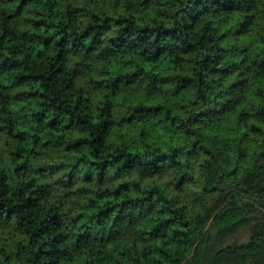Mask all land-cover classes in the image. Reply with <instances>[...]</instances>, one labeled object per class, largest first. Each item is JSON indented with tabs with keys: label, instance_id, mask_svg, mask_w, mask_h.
<instances>
[{
	"label": "trees",
	"instance_id": "16d2710c",
	"mask_svg": "<svg viewBox=\"0 0 264 264\" xmlns=\"http://www.w3.org/2000/svg\"><path fill=\"white\" fill-rule=\"evenodd\" d=\"M248 2L164 0L162 4L160 0H123L125 11L144 13L134 21L131 17L114 20L105 14L115 13L121 0H0V256L4 264L11 259L5 249L7 240L16 234L29 239L26 247L23 241L13 240L11 247L17 249L18 264H67L63 257L71 249L63 245V240L74 235L71 229L81 216L89 223L82 222L85 231L75 235L77 243L73 248L83 247L88 243L86 236H92V240L101 239L103 249L111 215L127 219L132 225L118 223L120 236L114 238H133V249L125 248L114 264H162L156 259H140L143 253L135 249L134 242L138 237L137 224L152 229L148 239L154 241L170 231L167 224L171 221L165 220L176 204L184 205L195 196L193 206L200 200L211 205L222 198L221 193L227 196L231 189L222 184L212 194L192 191L205 186L199 161L211 152L220 156L227 153L233 161L248 165L242 168L243 177L238 174L231 183L242 179L250 185H264V140L245 139L238 145L232 139L240 127L264 137V129L247 123L253 119L264 124V115H260L264 112V93H259L262 106L253 108L242 95L247 88L241 86L247 81L232 76L244 63H237V49L243 47L236 36L241 17L234 15L233 9L246 10ZM152 8L156 10L155 18L148 15ZM116 24L122 27L114 29ZM41 27L44 33H40ZM254 27L261 26L255 23ZM117 42L119 47L114 46ZM36 45H43L44 50L37 51ZM124 56L131 58L126 64L127 72L123 71ZM112 59L122 64L121 70L109 74L108 79L96 80L105 62ZM148 63L150 67L145 70L142 66ZM252 64L255 75L264 76V59L258 57ZM247 71L241 69V75ZM113 76L118 83H112ZM232 80L239 83L226 87ZM129 83L135 87L130 88ZM164 84L168 87L164 88ZM141 89L149 99L158 98L152 95L155 92L166 97L168 103L180 92V100L196 102L186 125L176 117L180 127L165 129L171 133L169 142H164L151 128H141L144 140H140L132 135L135 124L127 129L122 123L113 127L116 120L127 114L115 97ZM237 100L244 105L239 116ZM108 108L114 109L111 119L107 117ZM200 108L210 112L206 119L194 115ZM249 109L257 114L249 117ZM149 112L156 115L155 108H150L143 116H149ZM61 121L68 122L69 131L59 128ZM197 122L200 126L193 128ZM56 132L63 134L58 136ZM153 136L157 144L149 150L145 141ZM193 139L199 142L198 148L192 146ZM41 140L44 143H39ZM109 141H113L114 154L124 155L120 164L108 162L110 157L104 146ZM60 144L67 147L60 148ZM141 146L145 148L143 153L138 150ZM69 148L71 153L64 155ZM125 149L135 150V155ZM157 156L165 161L159 167L141 166ZM129 160L134 163L125 166ZM68 170L73 174L70 180L66 179ZM46 180L50 183H41ZM216 183L213 181L209 187ZM89 195L96 200L86 203ZM103 196H119L123 203H101ZM259 199L264 201V196ZM113 206L118 211L113 213ZM226 208L227 201L217 204L213 214L200 225L201 233L214 234L217 227L238 219L225 217L214 226L216 216ZM105 209L109 216H105ZM94 211H100L99 227L90 223ZM149 213L154 218L145 220ZM5 229L11 230L7 239ZM250 232L264 233L261 209L251 210L249 222L223 243L242 244L249 239ZM58 245L65 251H60ZM261 248L264 251V240ZM254 250L245 251L235 264H255ZM94 255L101 257L95 264L112 259L104 257L101 251ZM164 264L173 262L165 256ZM180 264L193 262L181 254ZM201 264L233 262L225 256L213 257L210 248L201 257Z\"/></svg>",
	"mask_w": 264,
	"mask_h": 264
},
{
	"label": "clouds",
	"instance_id": "9594fccd",
	"mask_svg": "<svg viewBox=\"0 0 264 264\" xmlns=\"http://www.w3.org/2000/svg\"><path fill=\"white\" fill-rule=\"evenodd\" d=\"M160 3H164V0H160ZM255 4V7H253ZM155 9H149L148 15L155 18ZM175 11V9H173ZM108 17L112 19H120L124 18L127 20L131 17L134 21L144 15L143 12L140 11H125L123 7V0H121L120 6L116 9V12L108 11L105 13ZM233 14L237 17H241L239 19V24L236 29V36L238 41L243 45V47H239L237 49L239 55L237 57V63H240L241 60H244V63L240 65V68L235 70L232 73L233 77H239V81H247L245 84L241 86V88H247V92H243L244 101L247 104H251L253 108H259L262 106V97L259 93H264V76H256L255 75V67L252 64V61L259 58L264 59V0H249L246 10L245 9H233ZM160 19H163L162 17ZM251 21V22H249ZM255 23L260 24V28L254 27ZM122 27L121 24L114 25V29H118ZM251 29V31H249ZM40 33H44V28L41 27L39 29ZM52 30H49V33ZM115 47H119V43L114 44ZM103 47V45L101 46ZM37 51H43V45H36ZM251 53V55H249ZM248 57V59H245ZM131 58L128 56L123 57V71L127 72L128 68L126 67L127 62ZM106 66L103 68L100 75L96 76V80H105L108 79V75L112 73H116L118 70H121L122 64L118 63L116 60L112 59L110 62H105ZM145 70L150 67V63L142 66ZM247 68L248 71L241 75V69ZM143 75V72L139 74ZM239 81L232 80L231 83L227 84L226 87H231L234 84H238ZM112 83L116 84L118 81L115 76L112 78ZM250 85V87H249ZM130 88H134V83H129ZM168 85L164 84V88H167ZM152 95L158 96L157 99H149L148 93L144 92L143 89L137 92L132 93H118L115 97L116 103L120 104L122 110L126 112V115H122L118 120L114 122L113 127L116 125H120L122 123L123 128H130L133 124L136 125L133 136L138 137L140 140H144V136L141 133V128L148 129L151 128L155 135H158L163 138L164 142H169V137L171 133H166L165 129L168 127L178 128L180 127V122L176 119V117H180V120L185 122V125L188 123V115L192 112L194 107H197L196 102L188 101V100H180V92H177L175 97H173L172 101L166 103V97L159 96L155 92ZM214 99H216L214 97ZM175 104V107L172 104ZM202 103V101L200 102ZM244 105L241 104L239 100L236 101V112L239 116V111ZM73 107H75L73 105ZM155 108L156 115L151 116V112H149V116H143V113L146 109ZM79 109H77L78 111ZM113 108L107 109V117L111 119V114ZM59 111V110H58ZM257 113L252 109L248 110V116H255ZM194 115H198L201 119H206L210 112L205 110L204 108H200ZM260 115H264V112H261ZM144 121H147L145 123ZM47 122V121H45ZM93 123H96L94 120ZM247 123L249 125H255L264 129V124H261L257 120L248 119ZM199 123H193V128L199 127ZM59 128L63 129V132H67L70 129V125L67 121H61L59 124ZM26 130V129H25ZM45 131H48L46 129ZM55 131V129H52ZM205 131H207L205 129ZM63 133L56 132V135L60 136ZM79 136H86V133H77ZM256 139V140H264V137H260L258 134H252L248 132L247 127H240L239 132L232 137L236 141V143L242 144L245 139ZM175 142V137H172V141ZM39 143H44V141H39ZM113 141H109L104 147L106 149L105 154L109 156L108 162H115L116 164H120V162L124 161L123 154H114L115 150L111 146ZM116 144L121 143L120 141H115ZM145 144L148 146L149 150H152L157 141L155 137H150L145 141ZM193 147H199V142L193 139ZM31 148L32 145L29 144ZM60 148H65L67 145L60 144ZM250 147H255V145H250ZM141 153L145 151V148L141 146L138 149ZM125 152L131 151V154L135 155V150L125 149ZM71 153V149H68V152L64 153V155H68ZM246 154L243 157V160H247ZM239 156V153H237ZM94 161L95 157H91ZM207 161V163H205ZM162 159L157 156L155 159L150 161L143 162L141 164L142 167L145 166H155L159 167L161 165ZM134 163V161H127L125 166L128 164ZM199 164L203 167L204 171L201 175V179L204 183L203 189L195 188L193 192H203L212 194L214 191H219L218 184L224 185V187L230 188L231 192L225 196L221 193V197L213 204L209 205L204 203L203 200L196 202L195 206H193V201H196V197H190L188 202L184 205L176 204L174 208L171 209L170 214L168 215L165 221H171V223L167 224V228L170 231H165L162 237L156 238L154 241L149 240V234L152 231L150 228H143L140 226L139 222L137 224V233L138 237L135 238V249L139 252L143 253L140 259H156L162 261L164 264V257L168 256L173 264H180L181 262V254H183L184 259L192 260L193 264H201V257L203 254L211 248V254L213 257L225 256L229 260H232L233 264L237 260L242 259V254L250 248H254L253 256L255 257V264H264V251L261 248V240H264V233H249V239L244 241L242 244H224L223 240L235 233L238 229H240L243 225L249 222L250 211L254 209H261L264 211V201L259 199L260 196H264V185H250L242 179H237L235 183H231L233 178L237 177L239 174L243 177L244 173L242 172V168H248L246 163L233 161L229 158L228 154L225 153L223 156H220L216 152H211L209 156H204L199 161ZM107 165H105L106 167ZM224 169H228L225 173ZM61 171H64L61 169ZM183 174V173H182ZM58 175L57 174H54ZM258 175V174H257ZM73 177V174L67 171L66 179L70 180ZM213 181H216V184L210 188L209 184H212ZM228 183H225V182ZM41 183H50V181H41ZM79 186V185H78ZM183 187V185H181ZM255 189V191H253ZM96 200V197L89 195L87 201ZM108 201H114L115 205H119L123 203L121 197L116 196H103L100 197V202L105 203ZM227 201V208L225 211L218 216H216L213 221L214 226L218 224L220 221H223L225 217H238V219L234 220L231 223H227L224 227H217L214 234H205L201 233L200 225L204 223L206 219H208L214 212V209L217 204H223ZM251 201V203H249ZM51 203V201H49ZM40 204L43 205L44 201L41 200ZM59 206V204H57ZM66 207V206H65ZM111 211L114 213L118 211V208L113 206ZM105 216H109V210H104ZM73 216L76 214L73 213ZM100 216V211H94L91 215L90 223L97 224L99 227V221L97 217ZM76 222L75 228L71 229V232L74 234L69 236L68 239L63 240V245H66L71 249L67 254L64 255L63 261H66L67 264H95V261L101 259L100 256L94 255L95 252L101 251L104 257L111 256V261L105 259L103 264H114V262L121 257L120 253H125V248L128 250L133 249V238H128L126 241H121L114 237L120 236V231L117 227L118 223H124L128 227H132L131 223L127 220H121V218L116 215H111V221L107 225L105 232L107 235L104 237L106 239V243H104L103 249L100 247L101 239L97 237L96 240H92V236H86V240L88 243H84L83 247L79 246L73 248L76 245L77 241L75 239V235H80L84 233V228L81 227L82 222L88 224L89 221L85 220L84 216ZM154 218L151 213H149L148 217H145V220ZM90 226V224H89ZM76 229H79V232H76ZM11 230L5 229V238H8L9 232ZM172 233H176L177 235L173 237ZM67 235V233H66ZM13 240L23 241V246H28L29 239L26 236H20L19 234L14 235L11 239L7 240L8 246L5 247L7 254L11 257L7 261V264H18L16 260V251L17 249L11 247ZM154 245V246H153ZM215 245L213 248L212 246ZM60 247V251L64 252V248ZM91 253V254H90ZM237 253L241 255H237ZM71 255V259H68V255ZM126 258V257H125ZM0 264H4L3 256H0ZM62 264V262H60Z\"/></svg>",
	"mask_w": 264,
	"mask_h": 264
}]
</instances>
